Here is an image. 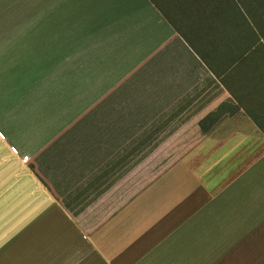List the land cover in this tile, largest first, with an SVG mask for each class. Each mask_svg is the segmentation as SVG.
I'll return each mask as SVG.
<instances>
[{"label": "crops", "instance_id": "1", "mask_svg": "<svg viewBox=\"0 0 264 264\" xmlns=\"http://www.w3.org/2000/svg\"><path fill=\"white\" fill-rule=\"evenodd\" d=\"M220 1L0 0V264H264V48Z\"/></svg>", "mask_w": 264, "mask_h": 264}, {"label": "rangeland", "instance_id": "2", "mask_svg": "<svg viewBox=\"0 0 264 264\" xmlns=\"http://www.w3.org/2000/svg\"><path fill=\"white\" fill-rule=\"evenodd\" d=\"M220 2L218 0L219 4ZM228 4L233 6L235 14L237 11L240 12V8H244V11L248 9L251 34L257 38L258 36L262 38V41L256 45V48H264V5L261 2L258 3L257 0H228ZM162 168V165L153 166L149 164V179Z\"/></svg>", "mask_w": 264, "mask_h": 264}, {"label": "trees", "instance_id": "3", "mask_svg": "<svg viewBox=\"0 0 264 264\" xmlns=\"http://www.w3.org/2000/svg\"><path fill=\"white\" fill-rule=\"evenodd\" d=\"M257 2H258V3L261 2V3L264 5V0H257ZM240 7H241V6H240ZM240 7H239V8H240ZM239 10H240V12L237 11V13H238V14H241V15L244 16V17L247 16V15L249 14L248 9H247L246 11H244V8H243V9L240 8ZM248 17H249V15H248Z\"/></svg>", "mask_w": 264, "mask_h": 264}, {"label": "built area", "instance_id": "4", "mask_svg": "<svg viewBox=\"0 0 264 264\" xmlns=\"http://www.w3.org/2000/svg\"><path fill=\"white\" fill-rule=\"evenodd\" d=\"M22 160L27 161L28 160V156L27 155L22 156Z\"/></svg>", "mask_w": 264, "mask_h": 264}]
</instances>
